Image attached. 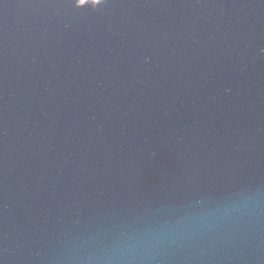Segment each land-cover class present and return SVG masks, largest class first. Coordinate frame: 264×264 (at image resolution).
Here are the masks:
<instances>
[{
  "label": "water",
  "instance_id": "obj_1",
  "mask_svg": "<svg viewBox=\"0 0 264 264\" xmlns=\"http://www.w3.org/2000/svg\"><path fill=\"white\" fill-rule=\"evenodd\" d=\"M0 264H264V0H0Z\"/></svg>",
  "mask_w": 264,
  "mask_h": 264
},
{
  "label": "snow or ice",
  "instance_id": "obj_2",
  "mask_svg": "<svg viewBox=\"0 0 264 264\" xmlns=\"http://www.w3.org/2000/svg\"><path fill=\"white\" fill-rule=\"evenodd\" d=\"M104 3V0H74V4L76 7H84V6H91L93 8H96L98 6H101Z\"/></svg>",
  "mask_w": 264,
  "mask_h": 264
}]
</instances>
